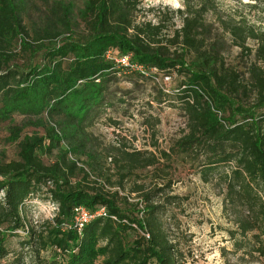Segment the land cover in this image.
Instances as JSON below:
<instances>
[{"label":"trees","instance_id":"obj_1","mask_svg":"<svg viewBox=\"0 0 264 264\" xmlns=\"http://www.w3.org/2000/svg\"><path fill=\"white\" fill-rule=\"evenodd\" d=\"M142 2L87 0L86 37L46 48L45 63L25 71L0 66V122L15 113L46 114L59 118L64 130L60 135L49 127L46 137L20 144L19 161L0 164V264L11 254L7 238L21 237L19 231H26L24 207L43 192L58 205V214L44 232L28 231L22 244L39 245L38 257L48 248L60 252L46 264H96L99 257L104 258L103 264H186L180 242L172 238L166 223L180 200L169 194L171 179L155 175L148 190L136 185L132 192L140 193L141 202L135 205L136 213H127L118 201L119 191L92 185L87 174L75 185L69 181L77 167L67 161V152L53 165L42 160L44 151L52 153L64 140L77 142L70 149L74 154L83 149L92 138L88 131L113 106L108 101L109 84L117 75L143 78L109 60L108 52L130 55L136 64L181 78L178 88L159 90L154 98L159 105L178 107L184 115L186 127L175 147L181 153L206 150L199 175L206 183L217 179L223 185L224 209L238 229L231 236L237 232L242 237L236 238L235 251L243 250L252 258L257 253L264 259V31L246 18L227 13L217 0H184V10L178 11L180 29L166 35L162 16L156 22L137 20ZM17 6V0H0V64L5 37L15 36L18 29L23 32ZM224 37L240 50V57L251 58L254 53L245 73L223 57L218 45L226 44ZM250 43L258 46L255 52ZM241 97L252 99L251 105L240 103ZM105 153L118 169L117 185L123 189L129 176L158 170L171 161L165 151L158 157L148 150L128 151L125 144L107 147ZM106 182L116 187L109 179ZM79 206L91 212L105 207L108 216L90 221L81 231L64 228ZM22 259L10 264H24Z\"/></svg>","mask_w":264,"mask_h":264},{"label":"rangeland","instance_id":"obj_2","mask_svg":"<svg viewBox=\"0 0 264 264\" xmlns=\"http://www.w3.org/2000/svg\"><path fill=\"white\" fill-rule=\"evenodd\" d=\"M86 1L17 0L23 32L20 33L18 29L15 36L10 34L5 37V56L0 66L4 70L11 68L25 71L45 63L46 48L59 45L69 38L86 37L88 31L83 15ZM217 1L227 13L246 18L250 24L264 31V3L257 0ZM140 8L141 14L137 20L156 22L155 19L162 16L167 27L164 32L166 35H172L182 25L178 11L184 10V0H143ZM225 40L226 44L218 47H221L226 62L245 73L246 62L254 57V53L251 58L240 57V50L232 45L230 38L226 37ZM248 47L253 52L258 48L252 43ZM191 59L188 56V61ZM180 80L175 75L167 82L160 73L143 75V78L128 73L117 75L109 84L108 101L113 106L109 108L108 116L88 131L92 138L84 142L83 149L74 154L70 149L76 147L77 142L64 140L60 148L52 153L44 151L42 160L46 165H53L57 163L59 155L67 152V161L74 162L77 167L69 181L75 185L83 181L84 174H87L88 182L92 185L97 183L112 191H119L118 201L127 213H136L135 205L141 202L140 193L132 192L136 185H143L148 190L153 185L155 175L168 177L173 183L169 194L180 200L178 206L171 208L166 223L170 226L172 238L180 242L186 264H264V259L257 253L252 258L243 250L235 251V240L242 237L237 232L231 236V232L238 229L231 214L224 209L221 196L223 185L217 179L206 183L199 175L201 165L206 161V150L181 153L175 147L186 127L184 115L178 107L172 104L159 105L154 98L159 95V90L178 88ZM239 102L250 106L252 99L241 97ZM59 123V118L52 119L46 114L22 113H15L10 120L0 122V164L19 161L20 144L27 139L46 137L49 127L63 134ZM123 144L128 147V151L148 150L158 157H161L160 152L165 151L171 161L158 170L138 171L126 179L124 189L118 188L120 174L106 156L105 149ZM46 148L48 143L45 144ZM62 167L66 169L64 165ZM106 179L116 187L111 188ZM2 198L3 194H0ZM55 209V203L44 192L27 202L23 209L26 231H19L21 237L7 238L6 244L11 254L1 264H10L17 257H23L24 264H46L56 259L60 252L54 248L41 250L38 257L36 253L39 245L30 248L22 244L31 229L41 233L49 228L47 222L55 218ZM133 237L131 235L130 238ZM103 262L104 258L99 257L96 264Z\"/></svg>","mask_w":264,"mask_h":264},{"label":"built area","instance_id":"obj_3","mask_svg":"<svg viewBox=\"0 0 264 264\" xmlns=\"http://www.w3.org/2000/svg\"><path fill=\"white\" fill-rule=\"evenodd\" d=\"M106 57L109 60H113L116 64H118L122 69L128 72H137L144 76L151 74H157V70L154 68H148L143 65L136 64L132 61V57L130 55H122V56H113L110 52L107 53ZM172 78L169 76H165V80L169 82ZM221 117V114H218ZM55 216L58 214V205L55 204ZM108 216V211L105 207H100L94 212L88 210L85 206H79L74 209L73 219L71 224H66L64 228L71 229L76 228L79 231L82 230L85 224H88L90 221L102 217L105 218ZM142 235L146 238H149V235L142 232Z\"/></svg>","mask_w":264,"mask_h":264}]
</instances>
